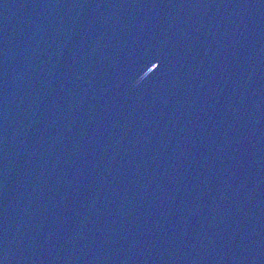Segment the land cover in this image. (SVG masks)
I'll use <instances>...</instances> for the list:
<instances>
[{
    "label": "water",
    "instance_id": "obj_1",
    "mask_svg": "<svg viewBox=\"0 0 264 264\" xmlns=\"http://www.w3.org/2000/svg\"><path fill=\"white\" fill-rule=\"evenodd\" d=\"M0 264H264V0H0Z\"/></svg>",
    "mask_w": 264,
    "mask_h": 264
}]
</instances>
